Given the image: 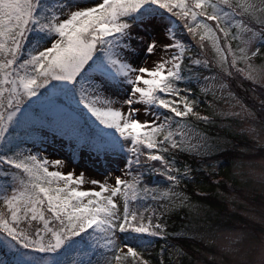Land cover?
<instances>
[{"label": "snow or ice", "instance_id": "6c2138e0", "mask_svg": "<svg viewBox=\"0 0 264 264\" xmlns=\"http://www.w3.org/2000/svg\"><path fill=\"white\" fill-rule=\"evenodd\" d=\"M260 56L264 0H0V264H150L138 250L147 237L165 241L164 264L174 250L166 215L201 207L177 189L218 167L210 158L221 138L199 128L216 117L245 123L260 158L241 166L264 193V115L225 80L240 74L264 89ZM193 85L211 92L209 114ZM217 89L227 110L213 102ZM50 140L72 156L49 159ZM85 152L118 159L122 175L110 184L111 171L103 182L63 171ZM181 154L199 166L179 167ZM246 214L259 234L213 229L219 264H264V208Z\"/></svg>", "mask_w": 264, "mask_h": 264}, {"label": "trees", "instance_id": "16d2710c", "mask_svg": "<svg viewBox=\"0 0 264 264\" xmlns=\"http://www.w3.org/2000/svg\"><path fill=\"white\" fill-rule=\"evenodd\" d=\"M185 42L190 44V38ZM191 46L194 52L199 51L195 45ZM232 46L235 48V42H233ZM207 55L209 57L214 55L210 47ZM260 61L261 58L257 57L255 63ZM185 63H187V60H185ZM225 80L229 84L230 90L237 97L241 98L248 108L254 110L258 116L264 115L260 112L261 106L259 103L260 100L264 99V89L259 85H254L251 81L244 79L240 74H236L235 78L227 77ZM193 88L195 93L199 95V110L201 111V114H209L211 110L208 108V104L205 101L213 100L210 93L205 96L200 92V89L196 85H193ZM252 89H255V92H253ZM213 102L217 103L216 100ZM224 120L225 119L216 117L214 124L204 125L201 123L199 125L200 130L206 132L209 136L220 137L221 139L219 140L224 141L225 144H222V148L219 151H216L210 158L218 165L215 173L209 176L206 172L201 171L195 175V183H189L186 181L179 189H177L190 196L192 204H198L201 205V207L196 210L182 207L174 209L166 215L165 220L167 222V230L169 233L174 234L169 237L168 243L173 246L174 250H165L163 255L164 264H205V262L202 261L203 252L214 254L213 249L200 238L195 236L191 237V235L208 226L219 225L223 227H232L230 220L228 218H223L226 217V205L223 201L222 194L234 190L232 188V183L235 184L236 179L232 177L231 172L234 161L244 159L247 156H252V153L250 154V150H246L247 148L239 149V146H249L251 144L250 140H247L245 136H240L233 132L231 133L226 129L219 128V125ZM219 140L215 142L218 143L220 142ZM250 146L252 147V145ZM207 161L208 158H205V164H207ZM182 162L188 163L193 168L199 166L197 158L187 154H181L178 157L177 165L181 168H183ZM146 182H151L153 184L159 183L158 180H154L150 177L146 178ZM200 193H203L204 195H200ZM149 203H151V201H149ZM146 239L151 243L146 248L138 250L143 252L144 258L148 259L150 264H160L161 245L165 244V241L157 240L152 237H147ZM126 264H131V258L128 259Z\"/></svg>", "mask_w": 264, "mask_h": 264}, {"label": "rangeland", "instance_id": "374dc122", "mask_svg": "<svg viewBox=\"0 0 264 264\" xmlns=\"http://www.w3.org/2000/svg\"><path fill=\"white\" fill-rule=\"evenodd\" d=\"M261 61L255 63L258 67L264 65V56H260ZM153 59H155L153 57ZM231 58L229 57V60ZM148 67L152 66V61L147 60L146 65ZM243 66V65H241ZM211 95V92H209ZM217 97H221L220 99H217L216 107L218 110H227L228 104L225 102L229 98L227 97L226 92L221 93L219 89H217L216 92ZM212 97V95H211ZM213 98V97H212ZM234 103V101H232ZM254 111V110H253ZM221 119V117H219ZM225 119V118H222ZM226 120V121H225ZM221 124L219 125L220 129H226L230 131L231 133L238 134L240 136H245L247 140H250V145H253V141L248 137L246 133H242L241 129L244 128L246 125L244 122L239 120L238 118H226ZM217 144L219 145V148H222V144H225L224 141L219 140ZM216 143V142H215ZM249 143V141H248ZM239 146V149L247 148L246 150H250V154L252 156H247L244 159L241 160H235L234 164L232 165V177L235 178V184L232 183L233 191H229L227 193L222 194L223 201L226 205V217H223L224 219L228 218L231 222L232 227H223L220 226L221 229H240V228H248L254 230L257 234H259V231L261 229V225L259 223H253V221L249 218V216L246 214L250 210L259 214L262 208H264V193L261 192V187L258 183L257 177H254L250 174L249 168L247 164H245L243 167L241 166V162L247 160L249 157H255V159L258 161L260 158V152L259 149H253L251 146ZM45 150V154L48 155L49 159H56V158H64V157H70L72 156V148L68 146V144L61 143L59 140L52 141L50 140L47 145L43 146ZM237 147V146H236ZM258 150V151H257ZM69 167L63 169V171H69L75 169L76 173L84 172L85 177L87 178H95L97 180H100L103 182L106 176H108V173L111 171L113 173L112 177L109 179L110 184L115 183V176L116 175H122V167L123 165L118 161V159L115 158H99L97 159L94 155H90L88 153H77V155L69 160ZM217 164V163H216ZM51 170V169H50ZM130 179V177H129ZM84 190L87 189H95L99 190L97 186L92 185L90 183H86L83 186ZM228 197H233L232 205L230 206ZM215 226H208L205 228H202V230L194 232L191 237H197L200 238L204 243H206L209 247L213 249L214 254H209L203 252V260L205 264H219L220 261V253L217 249V246L215 244L209 243V240L214 237L213 229L216 228ZM206 234L205 237H201L197 234ZM225 260H230L232 257L226 256L224 257ZM203 264V263H199Z\"/></svg>", "mask_w": 264, "mask_h": 264}]
</instances>
